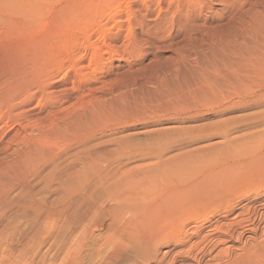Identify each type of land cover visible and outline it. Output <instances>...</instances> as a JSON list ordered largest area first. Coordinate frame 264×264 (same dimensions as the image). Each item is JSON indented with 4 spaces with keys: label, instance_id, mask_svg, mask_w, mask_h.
<instances>
[{
    "label": "bare ground",
    "instance_id": "bare-ground-1",
    "mask_svg": "<svg viewBox=\"0 0 264 264\" xmlns=\"http://www.w3.org/2000/svg\"><path fill=\"white\" fill-rule=\"evenodd\" d=\"M245 1L229 0L222 20L200 24L210 7H184L189 16L172 19L167 8L145 10L146 36L174 23L185 30L188 49L171 69L135 92L123 87L116 106L90 118L44 119L0 145V264H264L256 227L249 238L238 231L264 199V0ZM40 2L0 0V16L31 18ZM254 109L246 119L262 128L220 155L167 157L155 138L110 143L125 127ZM218 215L222 222L202 225Z\"/></svg>",
    "mask_w": 264,
    "mask_h": 264
},
{
    "label": "rangeland",
    "instance_id": "rangeland-1",
    "mask_svg": "<svg viewBox=\"0 0 264 264\" xmlns=\"http://www.w3.org/2000/svg\"><path fill=\"white\" fill-rule=\"evenodd\" d=\"M233 1L238 4L241 0ZM245 2L248 4L249 1ZM229 4V0H206L204 3L194 0H41L37 6L39 9L31 18L13 11L4 12L0 16V145L12 141L21 128L36 126L44 119L50 118L53 122L55 119V123L61 124L67 120L65 118L71 121L79 120L77 117L80 115L90 118L89 112L93 113V109L116 106L124 88L135 89V92L146 78L171 69L188 49L185 30L175 23L169 24L168 27L159 28V32H162L157 34L158 37L154 35L155 38H149L153 35L146 36L147 25L140 23L145 10L151 9L157 13L159 9V12L169 9L173 12L169 16L172 19L188 17L184 7H210L207 14L204 11L205 15L198 20L200 24L204 19H214L215 22L222 20L225 13L222 7H233ZM145 37L147 40H141ZM85 110H88L87 113ZM256 111L258 109L232 112L221 118H207L194 123L134 125L121 131L119 129L113 138L122 141L111 138L110 143L113 142L116 148V144L143 143L145 140L146 144L155 138L159 150L167 157L184 153L201 157L202 153L207 152L220 155L239 148L236 145L238 141H234L236 138L243 140V136L254 134L262 128L250 124L246 119V115ZM225 125L227 133L221 134L220 127ZM255 202L251 205L254 208L249 217L251 222L238 229L244 232L243 238L245 235L249 238L248 234L253 235L251 228L254 226L256 238H264V217L259 215L264 199L259 201L261 203ZM221 216H213L202 225L222 222ZM88 254L91 255L92 251L89 250ZM210 262L213 263L208 260L205 264H212Z\"/></svg>",
    "mask_w": 264,
    "mask_h": 264
}]
</instances>
